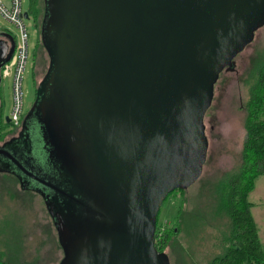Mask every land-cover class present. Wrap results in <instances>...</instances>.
I'll return each mask as SVG.
<instances>
[{
	"label": "water",
	"instance_id": "water-1",
	"mask_svg": "<svg viewBox=\"0 0 264 264\" xmlns=\"http://www.w3.org/2000/svg\"><path fill=\"white\" fill-rule=\"evenodd\" d=\"M43 4L48 65L25 117L32 152L25 164L14 157L20 134L0 149V174L42 199L56 264H170L154 245L158 210L198 179L214 85L264 26V0ZM0 37L10 42L6 52L0 41L2 68L14 39Z\"/></svg>",
	"mask_w": 264,
	"mask_h": 264
},
{
	"label": "rangeland",
	"instance_id": "rangeland-1",
	"mask_svg": "<svg viewBox=\"0 0 264 264\" xmlns=\"http://www.w3.org/2000/svg\"><path fill=\"white\" fill-rule=\"evenodd\" d=\"M4 2L0 0L5 8L10 9V0ZM27 5L28 0H22V13ZM38 15L36 27L32 18H23L28 58L21 82L22 113L29 108L34 96V83L39 82L48 65L38 36L41 11ZM0 28L15 42L18 40L19 32L13 25L0 19ZM263 62L264 26L255 32L252 42L235 57L233 69L222 72L214 85L211 104L203 117L208 145L198 179L182 191L171 193L159 208L156 218L159 234L163 227L177 224L174 228H177V233L173 238L175 245L162 247L170 264H209L228 245L230 220L220 208H216L214 188L217 181L224 180L239 163L244 138V104L253 71ZM11 106V76H6L0 80L2 117L8 116ZM9 130L6 126L3 132ZM2 178L0 174V249H4L2 243L5 239L10 241L13 237L12 228L16 229V239L21 229L19 256L13 263L18 264L17 261L23 259L28 264H56L62 253L42 199L33 192L21 195L14 179ZM180 247L185 251H181Z\"/></svg>",
	"mask_w": 264,
	"mask_h": 264
},
{
	"label": "trees",
	"instance_id": "trees-1",
	"mask_svg": "<svg viewBox=\"0 0 264 264\" xmlns=\"http://www.w3.org/2000/svg\"><path fill=\"white\" fill-rule=\"evenodd\" d=\"M43 5V0H28L26 13L32 18L34 27H36L40 11L41 21ZM243 129L244 138L239 163L224 180L219 179L214 188L216 208H220L230 220V238L224 252L214 256L209 264H264V246L258 240L257 226L251 217L247 203V194L253 188L254 181L264 176V62L258 64L253 71L244 104ZM1 175L2 179L11 177L16 181L11 175ZM177 190L183 189H174L165 199ZM19 193L27 195L30 191L19 188ZM176 225L173 223V226L163 227L161 234L158 233L160 230L158 226H155L154 245L159 251L163 250V246L175 245L173 238L177 233V228L174 229ZM11 232L13 237L10 241L5 239L2 243L4 249L2 247L0 249V264H12L13 260L19 256L18 250L22 241L21 229L18 231L17 239L16 229L12 228ZM179 249L185 251L182 247ZM17 263L28 264L23 259L18 260Z\"/></svg>",
	"mask_w": 264,
	"mask_h": 264
},
{
	"label": "built area",
	"instance_id": "built-area-1",
	"mask_svg": "<svg viewBox=\"0 0 264 264\" xmlns=\"http://www.w3.org/2000/svg\"><path fill=\"white\" fill-rule=\"evenodd\" d=\"M0 19L13 25L19 32L18 40L14 41V50L11 58L1 70L2 77L11 76L12 106L8 114L9 125L17 127L22 114V74L28 58V43L23 24L22 0H10V9L0 3Z\"/></svg>",
	"mask_w": 264,
	"mask_h": 264
},
{
	"label": "flooded vegetation",
	"instance_id": "flooded-vegetation-1",
	"mask_svg": "<svg viewBox=\"0 0 264 264\" xmlns=\"http://www.w3.org/2000/svg\"><path fill=\"white\" fill-rule=\"evenodd\" d=\"M38 36H39V30H38ZM39 41H40V37H39ZM9 49H10V42L9 41H6V43L4 45V50L6 52H8ZM4 50L2 49V51H4ZM33 56H34V54H33ZM32 62H33V60H32ZM0 70H1V68H0ZM44 74H43V76H44ZM43 76L41 77V79L39 80V82L34 83V96H33V100L31 102L29 108L32 107V104H33V102L35 100V91H36V88L40 85ZM0 80H1V75H0ZM42 87L46 89L47 88V85L46 86H42ZM28 109L24 113L21 114L20 119H19V124H18L17 127H11L9 125V118H8V116L2 117L1 116V112H0V149H4V148H12V149H15L16 147L14 145V142L18 139V137H19L20 134H22V133L25 134L24 135V138H23V145L22 144H19L20 150H15L16 151L15 152L16 154H14V157H16L22 164H25L27 162L25 160V157L26 158H27V156L29 157L30 156V153L32 152V148L31 147L29 148L28 142L26 141V139L28 137H30V139H31V135L34 133L33 131H36L37 130L35 128V125H34L35 122H31L30 120H28L27 122H25V117L27 115ZM6 118H7L8 121L7 120L5 121ZM24 122H25V124H24ZM6 126H8L10 130L7 131V132H3V129ZM1 160H2V165L4 167H6L7 165H9V163L12 164V162H10V160L5 155H2L1 156ZM0 167H1V165H0ZM15 170L17 171V169H15ZM1 174H6V173H1ZM6 175H11L12 177H15L13 174H10V173H7Z\"/></svg>",
	"mask_w": 264,
	"mask_h": 264
},
{
	"label": "crops",
	"instance_id": "crops-1",
	"mask_svg": "<svg viewBox=\"0 0 264 264\" xmlns=\"http://www.w3.org/2000/svg\"><path fill=\"white\" fill-rule=\"evenodd\" d=\"M1 1L4 4L6 0ZM0 34L6 33L0 28ZM0 41L6 42L7 40L4 37H0ZM262 177L264 176H260L254 181L253 188L247 194V203L251 217L257 226L258 240L264 246V179H261Z\"/></svg>",
	"mask_w": 264,
	"mask_h": 264
}]
</instances>
